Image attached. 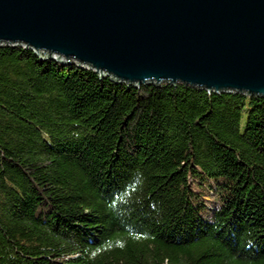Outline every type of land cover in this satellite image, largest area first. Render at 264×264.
Segmentation results:
<instances>
[{"label":"trees","instance_id":"obj_1","mask_svg":"<svg viewBox=\"0 0 264 264\" xmlns=\"http://www.w3.org/2000/svg\"><path fill=\"white\" fill-rule=\"evenodd\" d=\"M0 264H264V97L0 45Z\"/></svg>","mask_w":264,"mask_h":264},{"label":"water","instance_id":"obj_2","mask_svg":"<svg viewBox=\"0 0 264 264\" xmlns=\"http://www.w3.org/2000/svg\"><path fill=\"white\" fill-rule=\"evenodd\" d=\"M0 45L137 87L264 97V0H0Z\"/></svg>","mask_w":264,"mask_h":264},{"label":"rangeland","instance_id":"obj_3","mask_svg":"<svg viewBox=\"0 0 264 264\" xmlns=\"http://www.w3.org/2000/svg\"><path fill=\"white\" fill-rule=\"evenodd\" d=\"M111 78V77H110ZM209 184H213L211 182L206 183L205 185H200L199 183H193V189L196 191L198 196L200 195L202 200L207 203V205H215L220 203V196L217 195V192L210 189Z\"/></svg>","mask_w":264,"mask_h":264}]
</instances>
